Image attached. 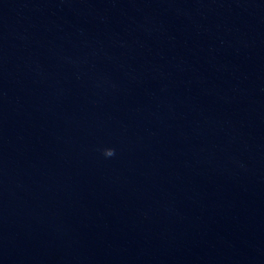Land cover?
Here are the masks:
<instances>
[{
  "label": "water",
  "instance_id": "95a60500",
  "mask_svg": "<svg viewBox=\"0 0 264 264\" xmlns=\"http://www.w3.org/2000/svg\"><path fill=\"white\" fill-rule=\"evenodd\" d=\"M0 264H264V0H0Z\"/></svg>",
  "mask_w": 264,
  "mask_h": 264
},
{
  "label": "clouds",
  "instance_id": "9594fccd",
  "mask_svg": "<svg viewBox=\"0 0 264 264\" xmlns=\"http://www.w3.org/2000/svg\"><path fill=\"white\" fill-rule=\"evenodd\" d=\"M113 155H114V152L112 150L104 154L105 157H112Z\"/></svg>",
  "mask_w": 264,
  "mask_h": 264
}]
</instances>
